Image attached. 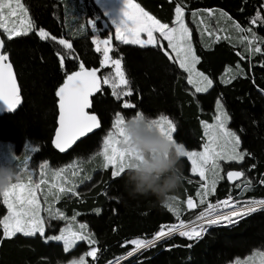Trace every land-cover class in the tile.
<instances>
[{"label": "trees", "instance_id": "obj_1", "mask_svg": "<svg viewBox=\"0 0 264 264\" xmlns=\"http://www.w3.org/2000/svg\"><path fill=\"white\" fill-rule=\"evenodd\" d=\"M22 2L37 30L43 28L51 35L69 39L74 44L72 51L76 59H69L62 69L57 57L60 46L51 39L42 41L33 33L14 37L6 44L4 51L9 56L18 82L21 104L14 112L0 114V141L11 143L16 154H20L25 144L31 142L38 147L31 156L33 164L47 161L52 167H59L95 153L100 148L102 137L111 129L116 113L128 119L139 111L150 118L166 115L176 128L173 139L186 150L197 151L205 143L201 123L212 122L215 102L220 99L229 117L228 128L240 137V151L250 155L242 162H223V177L217 181L215 193L207 196L205 203L197 204L192 211L184 209L182 202L187 197H196L198 186L201 187L203 181L191 174L188 160L182 158L185 179L182 186L171 194V197L181 201L178 206L181 208L180 219L191 222L206 209L207 203L217 204L229 197L234 200L264 199V184L260 183L264 180V44L259 40L253 44V47L259 44L262 49L261 53L255 54H250L245 46L242 49L227 40L206 46L205 39L192 29L193 47L199 58L197 69L212 81V87L206 92L194 93L183 70L161 50L115 42L117 51L113 54L119 58L122 56V66L133 90V95L125 98L136 108L123 109V98L117 101L109 87L101 86L102 92L90 97L94 106L89 109L91 114L98 116L101 127L83 142L60 152L53 144L59 118L55 92L63 84L66 73L78 70L79 63H84L88 69L98 68L100 56L93 51L90 33L81 35L71 30L74 22L68 21V11L71 10L66 9L60 0ZM133 2L169 25L174 20L177 3L184 8L187 20L190 12L220 9L242 29L249 28L258 10L262 16L264 13V0ZM84 5L88 16L98 11L93 0H84ZM251 30L264 40V27L252 25ZM161 42L167 46L165 41ZM227 67H238L239 72L230 77V82L222 84L220 77ZM232 170L245 173L243 180L235 185L225 179L226 173ZM111 172V168L97 171L89 182L78 187V195L61 198L56 207L66 218L59 220L44 216L43 237L17 234L6 238L0 226V264H66L93 249L96 256L87 257L86 264H110L134 250L130 241L152 239L162 227L167 231V227L179 223L177 215L157 201L155 196H129L125 189V174L113 178ZM246 179L251 181L247 190L244 188ZM5 213L6 207L0 196V219ZM74 215L79 224L87 226L85 233L95 243L80 241L72 250L65 252L62 243L46 239L58 235L65 223L73 222ZM206 228L207 231L199 239L189 240L177 233L136 252L119 264H230L244 259L253 251H264V210L234 224Z\"/></svg>", "mask_w": 264, "mask_h": 264}, {"label": "snow or ice", "instance_id": "obj_2", "mask_svg": "<svg viewBox=\"0 0 264 264\" xmlns=\"http://www.w3.org/2000/svg\"><path fill=\"white\" fill-rule=\"evenodd\" d=\"M99 3V0H96ZM103 15L107 17L109 13L103 12ZM195 15V14H194ZM209 15L212 12L209 11ZM26 17V21H21L20 17ZM184 8L180 3L175 7V20L174 26L162 23L154 16L150 15L139 4L133 2V0H122L121 7L119 9V15L114 18L110 23L115 30V41L120 42L123 45H135L140 48H146L152 46L161 50L162 53L167 56L173 63H178L179 69H182L184 73H187L188 84L195 85L197 82L194 80V76L202 78L206 81L204 87L196 86L195 92H206L212 87V81L202 72L197 71L196 65L199 63V58L195 55V52L190 43L191 32L183 19ZM19 22L14 23L13 21ZM99 17L89 19L87 25L89 26V32L93 36L92 44L96 45L95 51L102 53V59L99 63L101 68H105L109 65L114 67V74L109 72L108 75L103 76V85L111 88L112 96L120 101L122 97H131L133 90L130 86L129 79L126 78L125 71L122 69V56L121 58H113L110 53L116 52V48L113 47V39L109 38H96L98 31ZM7 21V23H6ZM264 27V16L261 15V11H257L255 16L251 19L249 28L242 29L239 25L235 27L242 33H251L241 37V43L245 44V48L250 54L261 53L262 49L257 46L252 47L258 40L261 44H264V40H261L251 31L252 25ZM83 27V26H81ZM0 50L6 48V44L11 42L14 37L28 36L33 33L39 37L40 40L46 41L51 39L59 46H62L65 52H57L58 62L63 69L66 62L69 59L75 61L76 56L72 51L74 44L66 38H57L55 35H51L43 28L37 30L36 26L32 22L31 18H28V9L21 2V0H0ZM159 34V38L167 42L165 47L161 40L155 34ZM141 34H146V39L141 38ZM211 35V33H209ZM175 53L173 59L171 53ZM243 58V57H242ZM230 82V81H229ZM123 86V87H122ZM101 78L98 76L97 69H88L84 63H79L78 70L73 71L70 74L66 73V78L63 84L55 92V96L58 98L59 107V127L55 133V139L53 144L60 152H65L68 149L73 148L77 142H83V138H87L89 134L93 133L95 129L101 127V122L97 115L90 114L87 109L93 107V103L90 97H93L94 93H101ZM0 102L5 106L6 111L14 112L21 104L20 91L17 86L16 77L13 72L12 64L9 62V56L5 51H0ZM123 109H134L136 105L131 102H123ZM218 114L215 116L216 124L207 125V129H217L222 135L217 137L216 135L209 136V141L205 143L203 151H187L184 146L179 144L183 150V156L187 157L192 162V172L198 173L201 180H207L206 172L211 171L213 176H216V169L219 167L218 160H232L242 162L246 156L250 155L239 150L240 137L233 131L226 127V122L229 120L228 114L223 110V106L220 101H217ZM142 112L137 111L135 116H140ZM125 117L121 113H116L112 128L114 131H109L107 137L103 141V149L97 152L98 155L103 158V167L108 168L112 166V177L118 178L122 174H125L123 167L126 152L122 145L126 141V137L122 128L125 123ZM151 125H155L162 133L166 134L170 139H173V133L176 131L175 125L171 119L166 115H159L157 118H151ZM207 134V133H206ZM223 138L225 145H231L228 151H223V147L218 145V140ZM174 140V139H173ZM175 141V140H174ZM176 142V141H175ZM217 144L221 147V151H217L212 145ZM15 156L12 157V161L16 160ZM84 163V161H81ZM11 164V163H10ZM22 165V166H21ZM21 165H16L18 172L20 173V179L11 186L0 192V196L3 197V204L7 207L8 215L0 219V226L3 227V236L11 238L18 233L23 234L26 237L35 236L37 233L40 236H44L45 228L44 222L38 214L40 208V202L37 198V190L40 189L42 184L46 181L40 179L37 183H32V173L28 169V158L26 157ZM210 165V167H208ZM71 167V166H70ZM255 165L252 166L254 168ZM40 175L45 174V170L49 169L48 164L43 163L39 165ZM65 169H60L52 174L59 178L64 173ZM28 174V184H25L21 180V174ZM75 175V173H73ZM241 177H245L244 172L229 171L226 174V178L229 182H235L240 180ZM65 183L71 184V181H65ZM217 181L213 179L211 184H202V191L197 193L200 196V204L205 203L204 197L214 194ZM264 184V180L260 181ZM239 186V185H236ZM57 188L58 191L53 193L52 188ZM251 187V181H245L244 188L247 190ZM63 195H78L74 191L73 187H65L61 185H51L49 188V195L54 196L56 200L60 199ZM169 200L175 201V197H170ZM164 206L177 215L179 221L178 224H173L167 227V231L162 227L152 239H136L129 243L134 245V250L129 251L126 254V258H131L136 252L146 250L154 246L158 241L163 240L166 237H170L173 234H179L182 237H187L189 240H195L202 237V234L207 231V227L222 226L237 223L240 219H243L257 211L264 210V199H249L246 201L234 200L232 197L220 201L217 204L207 203L206 209L199 213L195 221L190 224H186L179 216L178 204L165 203ZM187 206L189 209H193L198 205L194 203L192 198L187 199ZM227 209L223 211L221 209ZM51 211V209L49 210ZM97 213L99 210H96ZM56 217L59 219H65L66 217L62 212L56 210ZM75 220V215L72 217ZM79 229H86L85 224H79ZM49 240L62 241L65 252H69L77 241L87 240L89 244H94L95 240L91 239L90 235H85L83 231H74L72 226L61 231L58 236L48 237ZM191 245H189L190 247ZM87 256L95 257L96 250L93 249L86 253ZM259 256L264 258V251L254 252L252 256H249L246 260H236L235 264H249L254 257ZM70 264H86L84 256L79 259H73ZM111 264V262H110ZM261 264H264L262 260Z\"/></svg>", "mask_w": 264, "mask_h": 264}, {"label": "rangeland", "instance_id": "obj_3", "mask_svg": "<svg viewBox=\"0 0 264 264\" xmlns=\"http://www.w3.org/2000/svg\"><path fill=\"white\" fill-rule=\"evenodd\" d=\"M60 1L64 4L66 9L71 10V11H68V14H69L68 15L69 16L68 21H70V22L74 21L72 23V25H71L72 26V29H71L72 31H75L77 33H81V35H86V33H90L89 32V26L87 25V21L89 19H92V18H95V17H99V20H98V31L96 33V38H98V39L99 38H109V36H111L112 39H113V47H115V44H114L115 42L120 44V45H123L120 42L115 41V39H114L115 30H114V27L110 23L114 18L118 17L119 9L121 7L122 0H99V3H96V0H93V3L98 8V11L94 12L92 16H88L87 15L88 12H87V10L85 8L84 0H60ZM21 2H22V0H21ZM263 10H264V7H263ZM104 11H107L109 13V15L107 17H105L103 15ZM216 14L217 13L212 12V15H209V11H202V12L193 13L190 16V13H189L188 20L185 18V15L183 16L184 22H185V24L187 25V27L189 28V30L191 32L190 43H191V46H192L193 50H194V47H193V42H192V29H194L196 31V33L198 34V36L202 37V38H204V35H208V32H206V27H207L206 24H208L209 26H212L214 30H219L218 26L215 23ZM263 16H264V13H263ZM28 18H30L29 14H28ZM26 19L27 18L24 17V16L20 17L21 21H26ZM174 20H175V16H174ZM188 21L190 22L191 25L188 24ZM13 22L17 23L18 26H20L19 22L15 21V20ZM6 23H7V21H6ZM81 26H83V27H81ZM170 26H174L173 22L170 24ZM0 32H2V29H0ZM75 32L73 34H76ZM238 32L240 34V37L244 36V33H242L239 30H238ZM245 34L248 35V33H245ZM68 35H69V37L73 36V35H70V34H68ZM155 35H157V37H159L158 33L155 34ZM90 38H91V41H92L93 36L91 34H90ZM141 38L146 39V34H141ZM160 39L163 40L162 38H160ZM166 44H167V42H166ZM92 46H93V51L95 53H97L95 51L96 45L92 44ZM148 47H152V46H148ZM252 47H253V45H252ZM59 50H60L61 53L66 51V50H64L62 48V46H60ZM169 51L171 53L170 49H169ZM97 54L100 56V59H102V53H97ZM110 55H112L114 59L115 58H119L117 55H115L113 53H110ZM171 55H172V57L174 59L175 58V53H171ZM177 65H178V63H177ZM95 69H97L98 76L101 78V86L109 87V86L103 85L102 80H103V76L108 75L109 72H112L114 74V67L109 65V66H107L105 68H101V66L99 64V67L95 68ZM122 69H123V66H122ZM196 69H197V65H196ZM197 71H199V70L197 69ZM231 72H232V69H228V67L225 69L224 73L220 77V82L222 84H226L227 82L230 81V77H233L234 75H236L234 73L231 74ZM185 74H186V79H187V75L188 74L187 73H185ZM205 76H207V75H205ZM193 78H194V80L197 83L195 85L189 84V85H191V88L193 87L195 89L196 86H200V87H204L205 86L206 81H203L202 78H198V77H195V76ZM199 93H204V92H199ZM122 98H123V102H129L125 97H122ZM218 100L222 104V101L220 99L216 100L215 106H214V113H213L212 122H202L201 123V127H202L203 131L205 132V143H207L209 141V136H211V135H216L217 137H220L222 135L217 129H214V128L207 129L205 127V124H207V125H215L216 124L215 116L218 114V111H217V101ZM222 106H223V104H222ZM223 110L225 111L224 106H223ZM114 118H115V116H114ZM114 118H113L112 124L114 122ZM228 122H229V120L226 122V127L227 128H228ZM229 130H231V129H229ZM109 131H114V129L112 128V125H111V129ZM109 131H107L104 134V136L102 137L100 148L95 153H93L92 155H90L88 157H85V158H76V159L72 160L73 162L71 161V162H69V163H67L65 165L59 166V167H52L47 161H40L37 164H33L32 161H31V156L38 149V147L35 144L31 143V142H27L25 144L23 150L21 151V153L20 154H16L15 150H14V146L11 143L0 141V164L13 163L15 165H21V162L27 157L28 158V169L32 173V183L35 184L40 179H43V180L46 181V183L42 184L40 186V189L37 190V198H38V200L40 202V208L38 210V214H39L40 218L43 220V222H44V216H47V217H50V218H53V219H59L55 215L56 210H59L57 207H55L57 202L60 201L61 198H63V197L64 198H66V197L69 198L72 195H63V194H61L60 199H58V200H56L54 198V196H53V200L51 202H49L46 198L49 196V188H50V186L53 185V184H55V185L63 184V186H65V187H73L74 191L77 192L78 187H80L81 185L89 182L92 179V177L94 176V173H96L97 171L107 170L108 168H111V170L113 171L112 166H109L108 168H104L103 167V158L98 156V155H95L97 152H99V151H101L103 149V141L107 137V134H108ZM205 143H204V145H205ZM218 145L224 146L223 147V151H228L230 149V147H231V145H225V142H224L223 138L218 140ZM212 146L215 147L217 151H221L222 150L221 147L217 146V144H214ZM117 147H121V145H117ZM203 148H204V146H203ZM239 148H240V145H239ZM200 150H197L196 152L203 151V149L201 151ZM187 151H189V150H187ZM13 156H15L17 158L14 161H12V157ZM183 158H186L188 160V162L190 164V167H191V173L193 175L199 176L198 173H193L192 172V162H191V160H189L187 157H183ZM77 161H78L79 168L78 167L76 168L77 164L75 162H77ZM81 161H84V163H81ZM229 161H232V160H228V159L218 160L219 167L215 170L217 175L213 176L211 171L206 172L207 180L206 181L202 180L203 181L202 184L207 183V184L210 185L211 181L213 179H215L216 181L221 180L222 177H223L222 172H221L222 171V163L223 162H229ZM43 163L48 164L49 169L45 170V174L44 175H40V171L41 170L39 168V165H41ZM72 164H75V165H72ZM208 167H210V165ZM60 169H65V171H64V173L62 174L61 177L57 178L52 173L55 172V171H59ZM66 171H68L70 173V175L64 176ZM73 173H75V175H73ZM111 175H112V172H111ZM21 180H22L23 183L28 184V182H29L28 174L27 173L21 174ZM66 180L67 181H71V184L65 183ZM43 187L46 188L47 191H48L47 197L44 194L41 196V190L43 189ZM57 191H58L57 188H55V187L52 188V192L53 193H55ZM201 191H202V189H201ZM246 200L247 199L238 200V201H246ZM166 202L170 203V204H174L175 202L178 203L177 200H175V201L168 200ZM166 202H164V204ZM54 203H55V205H54ZM50 209H51V211H49ZM221 210H223V208ZM226 211H227V209H226ZM174 214L176 215V213H174ZM7 215H8V213H7ZM59 220H64V219H59ZM195 220H193V221H195ZM191 222H188V223H191ZM188 223H186V224H188ZM69 225H71L72 229L74 230V225H78L79 226V223H78L77 220H74L72 223H69V222L65 223L61 227V229L59 230L58 235H60L61 231L63 229H65V228H67ZM205 227H207V225H205ZM44 228H45V223H44ZM18 234H20V233H18ZM37 234L40 235L39 233H37ZM44 235H45V233H44ZM58 235H56V236H58ZM46 240L49 241V239H46ZM51 241H56V240H51ZM56 242H60V243L63 244L62 241H56ZM79 242L80 241H77L76 244L79 243ZM76 244L74 245V247L76 246ZM257 251H260V250L253 251L250 255H248L244 259H239V260L240 261H244L249 256H252L254 252H257ZM82 256L85 257V260H86L87 257H91V256H87L86 253L83 254ZM125 257H123V258H125ZM79 258H76V259H79ZM262 260H264V258L256 256V257H254V259L252 261L249 262V264H261ZM235 262H236V260H234L230 264H235Z\"/></svg>", "mask_w": 264, "mask_h": 264}, {"label": "clouds", "instance_id": "obj_4", "mask_svg": "<svg viewBox=\"0 0 264 264\" xmlns=\"http://www.w3.org/2000/svg\"><path fill=\"white\" fill-rule=\"evenodd\" d=\"M141 114L125 120L122 125L126 141L121 147L126 152L125 189L129 196H155L164 203L176 192L185 179L180 145ZM20 179L15 164H0V192Z\"/></svg>", "mask_w": 264, "mask_h": 264}, {"label": "crops", "instance_id": "obj_5", "mask_svg": "<svg viewBox=\"0 0 264 264\" xmlns=\"http://www.w3.org/2000/svg\"><path fill=\"white\" fill-rule=\"evenodd\" d=\"M202 11H211V12L217 13L216 14V21H215V23H216V25L218 26V29H219V30H214L212 26H209L208 24H206V26H207L206 27V32H208V35H204V39H205V42H206V46H210L212 43H215V42H217L219 40H227V41H229V42H231V43H233V44H235L237 46H241V48L244 49L245 44H242L240 42L241 41V37H240V34H239L237 28L235 27V25H238V24L231 17H229V15L227 13H225L224 11H222L220 9H203V10H197V11L190 12V16L193 13L202 12ZM185 13L186 12L184 10V15H185ZM174 16H175V14H174ZM209 33H211V35ZM244 35H247V34L244 33ZM248 35H249V37H251V33H248ZM238 72H239V68L236 67V68H233L232 69L231 74H233V73L236 74ZM189 86L191 87V85H189ZM192 90H193L194 93H196L195 92V89L193 87H192ZM203 146H202V149H203ZM75 163L77 164L76 165V168L77 167L79 168L78 161L75 162ZM72 165H75V164H72ZM68 175H70V173L68 171H66V173L64 174V176H68ZM200 191H201V187L198 186L197 193L200 192ZM47 193H48L47 189L43 187V189L41 190V196L44 194L47 197ZM206 197H204L205 200H206ZM188 198H192L193 201L195 200L194 201L195 204H200V199H201L200 196H197L196 195V197H187V199ZM46 199L49 202H51L53 200V196L52 195H49ZM187 199L184 202H182L183 203L182 204L183 205L182 207L184 209L188 210V211H192L196 207L193 208L192 210L189 209L188 206H187ZM2 200H3V197H2ZM180 202L181 201H178V203L175 202L174 205L178 204V206L180 207ZM54 205H55V203H54ZM200 205H203V204H200ZM6 210H7V207H6ZM180 210H181V208L179 209V211ZM7 213H8V211H6V214L4 216H6ZM70 223H71V221H70ZM1 229L3 231V227L2 226H1ZM79 230H80L79 227L76 226V225H74V231H79ZM80 231H83V233L86 234L85 233V229L84 230H80ZM66 264H70V262L69 263H66Z\"/></svg>", "mask_w": 264, "mask_h": 264}, {"label": "water", "instance_id": "obj_6", "mask_svg": "<svg viewBox=\"0 0 264 264\" xmlns=\"http://www.w3.org/2000/svg\"><path fill=\"white\" fill-rule=\"evenodd\" d=\"M1 39V38H0ZM0 51H4V50H0ZM14 72V71H13ZM15 75V74H14ZM16 77V76H15ZM16 82H17V79H16ZM17 86H18V82H17ZM18 88H19V86H18ZM59 108V107H58ZM86 111H89V109H87ZM3 113H9V111H6V109H5V106H4V104L2 103V102H0V114H3ZM90 113V112H89ZM91 114V113H90ZM58 127H59V118H58ZM97 129H95L94 130V132L96 131ZM93 132V133H94ZM93 133H91V134H93ZM91 134H89V135H91ZM54 139H55V137H54ZM84 139V138H83ZM232 171H236V170H232ZM240 172V171H239ZM227 174V173H226ZM225 179L227 180V178H226V175H225ZM243 180V177H241L240 178V180H238V181H235L234 183L233 182H229L228 180H227V182L229 183V184H231V185H235V184H238L239 182H241ZM189 224V223H188ZM174 235V234H173ZM167 238V237H166ZM125 259H127L126 257L125 258H122V259H119V260H117V261H114V262H112L111 264H118V263H120L121 261H124Z\"/></svg>", "mask_w": 264, "mask_h": 264}, {"label": "built area", "instance_id": "obj_7", "mask_svg": "<svg viewBox=\"0 0 264 264\" xmlns=\"http://www.w3.org/2000/svg\"><path fill=\"white\" fill-rule=\"evenodd\" d=\"M221 201H224V200H221ZM220 202V201H219ZM224 211L226 210V209H223Z\"/></svg>", "mask_w": 264, "mask_h": 264}, {"label": "bare ground", "instance_id": "obj_8", "mask_svg": "<svg viewBox=\"0 0 264 264\" xmlns=\"http://www.w3.org/2000/svg\"><path fill=\"white\" fill-rule=\"evenodd\" d=\"M226 211V210H225ZM190 224V223H189Z\"/></svg>", "mask_w": 264, "mask_h": 264}]
</instances>
